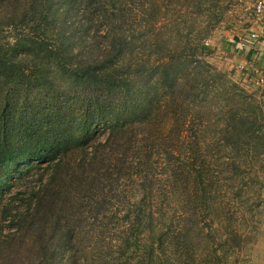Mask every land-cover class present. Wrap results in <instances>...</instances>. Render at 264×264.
<instances>
[{"label":"trees","instance_id":"1","mask_svg":"<svg viewBox=\"0 0 264 264\" xmlns=\"http://www.w3.org/2000/svg\"><path fill=\"white\" fill-rule=\"evenodd\" d=\"M227 7L0 0V264H227L187 237L190 191L264 154L260 101L201 55Z\"/></svg>","mask_w":264,"mask_h":264},{"label":"rangeland","instance_id":"2","mask_svg":"<svg viewBox=\"0 0 264 264\" xmlns=\"http://www.w3.org/2000/svg\"><path fill=\"white\" fill-rule=\"evenodd\" d=\"M256 1L227 0L228 7L224 15L217 22L210 23L214 26L210 36L203 41L207 47L201 50V55L206 64L214 66L242 88L251 92L250 94L260 101L264 111V82L257 83L260 79L257 74L263 76V72L250 71L243 65H238L233 52L224 50L226 42L224 37L229 38L234 28L244 24V16L248 18L250 13L253 14ZM251 154L252 156L249 154L241 156L239 159L241 162H238L239 167L235 172H231V178H223L221 174L218 178L206 180L207 184L210 181L214 182L211 187L213 190L216 187L220 188L216 193L217 200L206 203L200 213L197 209L199 203L194 198V192L190 191L188 201L190 209L187 211L190 214V221L187 222V237L191 238L188 242L189 247L198 260L215 251L221 257V261L227 264H264V154L261 152L260 155ZM205 160L210 163L205 164L207 167H213L212 159ZM220 184L222 185L219 186ZM174 200L170 203L171 210L175 207L177 212L182 211L181 201L178 197ZM194 204L196 205L194 211L199 214L198 216L192 211L191 207ZM178 224L183 225V222L178 221ZM175 226H177V218L174 220L173 228H176ZM200 226L204 227L202 231L199 230ZM231 230L242 235L241 247L235 246L231 241L224 243L227 231ZM206 231L207 233L210 231L212 236L206 235ZM200 234L204 235L203 238L199 237Z\"/></svg>","mask_w":264,"mask_h":264},{"label":"crops","instance_id":"3","mask_svg":"<svg viewBox=\"0 0 264 264\" xmlns=\"http://www.w3.org/2000/svg\"><path fill=\"white\" fill-rule=\"evenodd\" d=\"M243 19L241 27L234 28L229 38L224 37V50L233 52L238 65L264 74V16L250 13ZM260 75L257 74L258 77Z\"/></svg>","mask_w":264,"mask_h":264},{"label":"built area","instance_id":"4","mask_svg":"<svg viewBox=\"0 0 264 264\" xmlns=\"http://www.w3.org/2000/svg\"><path fill=\"white\" fill-rule=\"evenodd\" d=\"M253 14L255 16H264V1L263 0H257L253 7ZM264 76H259V81L257 83H263L264 79H262Z\"/></svg>","mask_w":264,"mask_h":264}]
</instances>
